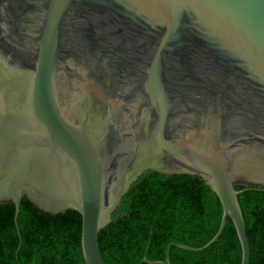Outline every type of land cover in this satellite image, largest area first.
Returning a JSON list of instances; mask_svg holds the SVG:
<instances>
[{
  "label": "water",
  "instance_id": "95a60500",
  "mask_svg": "<svg viewBox=\"0 0 264 264\" xmlns=\"http://www.w3.org/2000/svg\"><path fill=\"white\" fill-rule=\"evenodd\" d=\"M148 171L200 179L250 264L264 191V0H0V203L82 215L86 264Z\"/></svg>",
  "mask_w": 264,
  "mask_h": 264
},
{
  "label": "trees",
  "instance_id": "16d2710c",
  "mask_svg": "<svg viewBox=\"0 0 264 264\" xmlns=\"http://www.w3.org/2000/svg\"><path fill=\"white\" fill-rule=\"evenodd\" d=\"M251 246L250 264H264V191L236 186ZM0 203V264H86L82 250V215L76 210L50 214L27 198L19 205ZM222 216L217 196L198 178L167 177L148 171L122 198L112 221L99 233L106 264L166 261L171 242L192 247L207 243ZM171 264H241L242 246L227 218L218 239L200 251L173 245Z\"/></svg>",
  "mask_w": 264,
  "mask_h": 264
}]
</instances>
